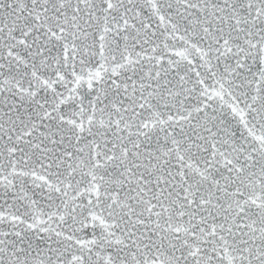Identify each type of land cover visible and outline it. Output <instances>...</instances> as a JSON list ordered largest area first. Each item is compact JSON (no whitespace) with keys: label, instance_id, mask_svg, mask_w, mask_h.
<instances>
[{"label":"snow or ice","instance_id":"obj_1","mask_svg":"<svg viewBox=\"0 0 264 264\" xmlns=\"http://www.w3.org/2000/svg\"><path fill=\"white\" fill-rule=\"evenodd\" d=\"M0 264H264V0H0Z\"/></svg>","mask_w":264,"mask_h":264}]
</instances>
